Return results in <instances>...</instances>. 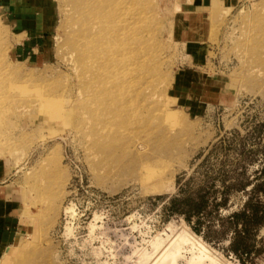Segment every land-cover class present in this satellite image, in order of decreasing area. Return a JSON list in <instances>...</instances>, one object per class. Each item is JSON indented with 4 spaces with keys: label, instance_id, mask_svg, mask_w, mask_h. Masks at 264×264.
Instances as JSON below:
<instances>
[{
    "label": "rangeland",
    "instance_id": "1",
    "mask_svg": "<svg viewBox=\"0 0 264 264\" xmlns=\"http://www.w3.org/2000/svg\"><path fill=\"white\" fill-rule=\"evenodd\" d=\"M52 1L44 46L14 50L0 18V160L28 223L0 264L27 239L50 254L30 264H149L180 234L177 264H264V0H121L133 106L108 133L69 44L85 14Z\"/></svg>",
    "mask_w": 264,
    "mask_h": 264
},
{
    "label": "bare ground",
    "instance_id": "2",
    "mask_svg": "<svg viewBox=\"0 0 264 264\" xmlns=\"http://www.w3.org/2000/svg\"><path fill=\"white\" fill-rule=\"evenodd\" d=\"M68 1L71 2V4L73 3L75 7H79V10L83 11L85 14V20L82 26L83 31L81 30L82 32L80 33L82 36H77V38L76 35L78 33L76 35L74 33V38H76L70 41L69 44L71 48L73 45L76 52V62L79 63L78 65H80L81 72L88 78L87 88L91 93L90 96L94 99L95 103L99 104L96 109L90 107V115L98 116L94 117V122L100 125L101 130L108 133L111 131L112 123L115 124L120 120L122 112L129 110L133 106V100H125L127 99L125 95H128V92L125 90L124 83L117 81L116 76L118 75L119 68L124 64L125 55H123V53L131 52L132 45L134 46L136 44L134 34L126 33L124 29L121 28L119 17V12L122 10L121 0H106L107 2L105 0ZM133 62L135 63V61ZM80 76H82L81 73ZM128 84L130 91L131 87L134 86L133 76L128 81ZM111 104H113V107ZM109 122L110 124L108 126ZM93 132L96 133V129H94ZM94 136L96 137V135ZM104 138L105 137L101 134V139ZM34 188L35 187L30 186V191H33L34 198L44 205L46 192H39ZM26 197L27 196H25V199ZM43 213H45V207L38 214L37 218L39 219H34L36 225L38 224L39 232L41 231L42 225L38 223V220L44 216ZM188 239V234H180L177 236L174 243L169 246L166 245L167 247L163 249L161 253L159 252L158 256H155L153 260L146 258L145 255L144 258L146 261L150 260L149 264H177V260L181 256V245L186 243ZM35 244L33 241H28L27 239L18 247L16 246L17 248L12 250V253H17L21 256L16 258L15 264H30L32 260H35L36 254L40 252L43 255V259H49V252L43 249L39 244ZM155 244L154 246L156 247L157 245ZM157 244L159 245L158 242ZM28 247L29 251H25ZM203 247L205 246L201 245L197 253L192 252L186 264H201L205 258L209 259L212 264H215V259L211 258ZM47 262L48 261H46V264L49 263Z\"/></svg>",
    "mask_w": 264,
    "mask_h": 264
},
{
    "label": "crops",
    "instance_id": "3",
    "mask_svg": "<svg viewBox=\"0 0 264 264\" xmlns=\"http://www.w3.org/2000/svg\"><path fill=\"white\" fill-rule=\"evenodd\" d=\"M52 4V0H0V18L10 38L18 44L14 50H28L38 43L44 46L53 25ZM5 170V162L0 160V251L16 243L22 231L28 230L18 190L6 183Z\"/></svg>",
    "mask_w": 264,
    "mask_h": 264
}]
</instances>
